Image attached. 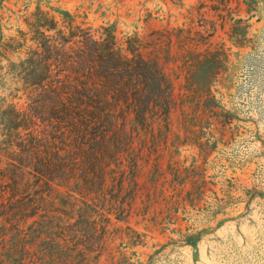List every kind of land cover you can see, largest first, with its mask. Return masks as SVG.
<instances>
[{"label": "rangeland", "instance_id": "obj_1", "mask_svg": "<svg viewBox=\"0 0 264 264\" xmlns=\"http://www.w3.org/2000/svg\"><path fill=\"white\" fill-rule=\"evenodd\" d=\"M41 13L156 64L172 106L119 117L91 185L0 191V264H264V0H0L4 108H28L15 70Z\"/></svg>", "mask_w": 264, "mask_h": 264}, {"label": "trees", "instance_id": "obj_2", "mask_svg": "<svg viewBox=\"0 0 264 264\" xmlns=\"http://www.w3.org/2000/svg\"><path fill=\"white\" fill-rule=\"evenodd\" d=\"M64 14L68 33L43 13L31 24L35 47L15 70L27 110L4 108L0 100L1 192L17 196L31 180L52 187L78 176L91 185V175L98 180L105 174L110 148L126 144L124 136L116 138L119 117L132 111L144 125L148 112H170L171 83L156 64L136 50L124 55L113 35L96 38ZM54 237L64 240L55 249L70 258L74 244Z\"/></svg>", "mask_w": 264, "mask_h": 264}]
</instances>
